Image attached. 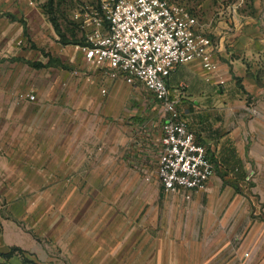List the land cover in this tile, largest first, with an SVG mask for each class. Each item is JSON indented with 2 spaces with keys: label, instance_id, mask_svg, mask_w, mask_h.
Returning a JSON list of instances; mask_svg holds the SVG:
<instances>
[{
  "label": "rangeland",
  "instance_id": "obj_1",
  "mask_svg": "<svg viewBox=\"0 0 264 264\" xmlns=\"http://www.w3.org/2000/svg\"><path fill=\"white\" fill-rule=\"evenodd\" d=\"M168 1L200 25L236 18L247 35H264V0ZM97 2L0 0V124L33 127L16 153L0 136V236L8 243L20 231L50 264H158V256L161 264H264L263 241L254 248L229 227L207 237L201 215L190 225L183 201L159 198L157 165L143 170L144 154L132 149L154 150L160 107L143 86L100 76L76 47L85 41L82 15Z\"/></svg>",
  "mask_w": 264,
  "mask_h": 264
},
{
  "label": "crops",
  "instance_id": "obj_2",
  "mask_svg": "<svg viewBox=\"0 0 264 264\" xmlns=\"http://www.w3.org/2000/svg\"><path fill=\"white\" fill-rule=\"evenodd\" d=\"M244 24H239L236 18L221 17L199 25L198 32L204 35L208 32L210 35L206 36L212 39L214 58L219 65L217 71H206L202 62L196 60L179 64L168 80L172 97L189 118L198 142L208 148L209 156L216 162V172L208 188L170 192L158 178L157 182L162 189L159 198L167 192L173 201L184 202L190 225L201 215L207 237L219 240L223 229L229 227L230 232L247 233L249 244L255 248L261 241L264 243V35H247ZM88 63L102 76L98 66ZM221 80L225 82L221 84ZM183 83L185 87H181ZM139 86L142 85L133 87ZM154 100L160 106L155 97ZM28 125L19 118L14 120L13 129L5 130V125L0 124V136L8 137L13 153L18 151L17 142L22 143L23 137L25 145L31 144L29 135L33 127ZM161 135L156 139L158 144L154 145V150L150 148L142 153L139 147L132 149L136 156L144 154V159L137 158L143 170L148 172L149 167L157 165L156 176L162 150ZM135 143L138 146L141 142L136 139ZM28 149L30 146H25V153ZM2 158L7 161L3 166L17 167V158ZM252 171L254 177L248 180ZM146 178L152 180L151 175ZM10 241L7 243L4 236H0V264H50L52 258L47 251L39 250L32 240H24L20 231L10 234ZM14 247L21 250L12 251ZM221 249L215 245L213 250ZM233 251L232 247L230 252ZM74 260L73 256V263ZM87 260L96 261L94 257ZM108 261L109 256L104 262ZM158 264H161L159 256Z\"/></svg>",
  "mask_w": 264,
  "mask_h": 264
},
{
  "label": "built area",
  "instance_id": "obj_3",
  "mask_svg": "<svg viewBox=\"0 0 264 264\" xmlns=\"http://www.w3.org/2000/svg\"><path fill=\"white\" fill-rule=\"evenodd\" d=\"M199 25L186 6L168 0H98L82 15L85 41L77 48L86 60L112 79L142 85L159 101L162 150L157 178L170 192L206 190L216 172L208 148L198 142L168 84L179 64L200 60L206 71H217L214 45L198 32ZM253 177L252 171L247 178Z\"/></svg>",
  "mask_w": 264,
  "mask_h": 264
},
{
  "label": "trees",
  "instance_id": "obj_4",
  "mask_svg": "<svg viewBox=\"0 0 264 264\" xmlns=\"http://www.w3.org/2000/svg\"><path fill=\"white\" fill-rule=\"evenodd\" d=\"M82 43H84V42H80V43H77V44H82ZM212 158V157H211ZM212 160L214 161V159L212 158ZM215 162V161H214ZM216 163V162H215ZM217 168V167H216ZM15 250H21L19 247H14L13 249H12V251H15ZM11 254V253H10ZM33 264H37V263H33Z\"/></svg>",
  "mask_w": 264,
  "mask_h": 264
}]
</instances>
